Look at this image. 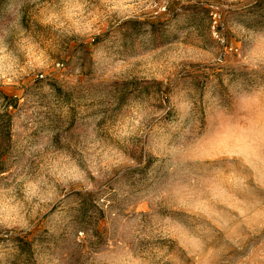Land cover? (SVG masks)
Listing matches in <instances>:
<instances>
[{
	"label": "clouds",
	"instance_id": "clouds-1",
	"mask_svg": "<svg viewBox=\"0 0 264 264\" xmlns=\"http://www.w3.org/2000/svg\"><path fill=\"white\" fill-rule=\"evenodd\" d=\"M256 2L0 0V115L36 117L0 155V264H264ZM130 22L142 33L125 47Z\"/></svg>",
	"mask_w": 264,
	"mask_h": 264
},
{
	"label": "rangeland",
	"instance_id": "rangeland-1",
	"mask_svg": "<svg viewBox=\"0 0 264 264\" xmlns=\"http://www.w3.org/2000/svg\"><path fill=\"white\" fill-rule=\"evenodd\" d=\"M190 11L192 12L193 20L196 19V17L199 15L201 11L204 12L205 15L208 14V10L206 9H200L198 6H190ZM245 15L253 18V20L256 23L264 22V0H257V2L250 8L247 9ZM130 30L124 34V40H125V47H131L136 43L137 37L141 35L142 33V24L140 22H130L129 23ZM152 42L154 44L156 43H162L168 39V37L165 35V26L163 22H153L152 23ZM233 46L235 48H239V43L236 41H233ZM226 51H230L226 50ZM88 52L87 49L84 50V57L87 58ZM39 83V82H37ZM197 87H202L201 81L198 79L196 81ZM52 87L55 90V96L56 101L58 104H67V105H74V95L70 91H65L64 88L67 87V85L64 86V88L57 83L56 81H52ZM19 95V93H17ZM6 104H10L13 108H19L20 104L23 103V101H19L17 98L13 96H6L5 97ZM91 107V105H89ZM72 116L75 118L76 115V107L73 106L71 108ZM9 113H5L4 115H0V155H3L6 153L10 147H11V136L13 133L20 131L18 128V125L20 123V120L24 119V121L21 124V127L25 129L26 131L30 127V123L36 119V117L33 114H27L25 116L24 112L19 113V117L17 118V113L15 109L9 110ZM46 117L50 121H57L59 120V116L56 115L54 111H49L46 114ZM151 163V161H149ZM146 170V169H145ZM97 202L101 204V206H104L108 202V194L105 192H100L97 194ZM97 208V205L93 201L92 198L85 199L82 203V206L80 208V215L78 219L81 222H88L91 219V213ZM46 238V234H41L39 236V239L41 241H44ZM20 247L22 251H29L30 252V244L25 240H20Z\"/></svg>",
	"mask_w": 264,
	"mask_h": 264
}]
</instances>
